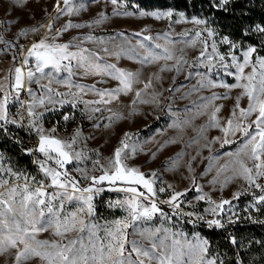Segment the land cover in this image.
<instances>
[{
  "label": "rangeland",
  "instance_id": "rangeland-1",
  "mask_svg": "<svg viewBox=\"0 0 264 264\" xmlns=\"http://www.w3.org/2000/svg\"><path fill=\"white\" fill-rule=\"evenodd\" d=\"M118 3L119 7L113 5L111 0H71L69 5H65L63 0H59L58 10L57 0H0V37H3V41L11 42L9 45L0 41V84L3 85L0 93L7 89L15 90L14 68L23 63V56L31 45L46 36L49 40L55 37L57 43L70 42V51L87 49L86 55H90L94 63L115 65L116 68L136 74L132 90L118 93L117 98L107 104L89 102L100 101L97 90L116 89L120 87L119 81L107 72L97 74L89 72L85 67H78L75 60L72 61L74 74L71 77L64 71L53 73L51 92L41 87L49 83V77L41 78L37 73L34 79H39V83L25 80L24 87L18 93L19 98L13 103L8 102L7 121H0V128L10 127L13 135L32 146L35 169L18 165L0 147V180L7 181L10 187L19 185L18 190H22L27 177L31 190L42 184L49 194L45 197L47 199L52 193L63 190L51 186V178L40 167L42 163L45 167L66 171L69 177L79 182L80 188H86L90 186L91 180L84 176L90 178L103 175L102 167L110 168V162L115 159V150L119 147L123 149L122 163L129 168L139 169L154 182V199L163 213H155L151 219L135 222L134 226L126 230L130 234L129 239L150 246L151 242L140 233L160 229L156 233V243L159 244L161 239L167 237L164 243L169 249L174 239L185 246L188 243L197 244L206 239L197 232L187 233L178 225L173 217L175 203L179 204L176 210L193 219L204 222L219 219L221 224L246 218L249 211L259 204V196L240 206L232 201L247 191L257 189L239 174L238 161H244L250 168L254 162L240 151L244 142L242 134H225L223 131L228 119H236L232 112L236 109L237 97L240 98V108L246 109L249 105L246 90L234 86L248 81L246 78L237 79L239 73L231 60V56L236 55L237 63H242V52L248 47L240 48L229 39L237 45L233 49L229 44L221 42L225 36L214 32L207 22L199 25L193 22L194 18L205 19L181 17L172 9L132 11L125 9L123 1L118 0ZM69 7L78 11L69 13ZM114 10L120 14L114 15ZM141 11H171L173 16L156 19L151 15L141 16ZM125 12L132 15H124ZM100 13H104L106 19L94 24L93 21L99 18ZM68 22L86 26L69 28L57 36V30ZM48 24H52L51 30ZM33 28L38 31H31ZM21 29L25 30L24 35H19ZM206 29H211L213 35L208 36ZM197 31L201 32V36L195 35ZM88 36L92 39H87ZM213 42L216 44V52L212 50ZM165 48L172 59L163 58L166 55ZM201 52H204L203 56ZM150 53L158 54L161 58L144 60ZM220 56L225 58L223 62ZM255 59L253 54V63ZM29 66L34 68V58H29ZM49 71L45 69L46 73ZM251 72V65L245 67L244 76ZM66 81H70L71 86ZM149 81L151 84L146 88L145 84ZM80 86H84L82 90ZM137 91L141 93L139 97L135 95ZM40 98L44 99V104L39 103ZM261 98L264 99V95ZM30 105L35 113L31 117L28 114ZM97 108L100 110L96 111ZM216 108L220 109L216 113L219 127L215 126L212 119ZM236 113L239 117V109H236ZM255 115L245 123L250 124ZM13 120L16 122H9ZM152 123L156 127L145 133L144 129ZM38 128H42L45 135L72 144L71 151L80 153V158H74L65 164L64 169H60L55 159H49L38 151ZM53 129L55 131H51ZM73 137L75 143H72ZM225 139L231 142L225 144ZM124 144L128 147L124 148ZM52 155L55 156L54 153ZM256 183L264 186V178H257ZM127 186L121 182L110 184L107 181L95 186L101 190L92 193L94 213L82 218L86 223L98 225L96 235L101 239L105 238L106 229L112 227L114 221L124 220L131 224L125 208L112 206L130 196L118 190ZM136 187L146 193L142 186ZM160 188L165 191L160 192ZM0 191L4 189L0 188ZM68 191L71 192V189ZM175 192L183 195L173 204L166 203ZM236 193L240 195L237 197ZM101 196L103 198L100 199ZM201 196L204 199H199ZM222 200L231 203L224 205L223 209L217 208L213 213L211 209ZM54 204L59 208V198ZM98 204L102 206L101 209H98ZM81 206L82 201L65 199L61 213L68 215ZM45 214L47 218L46 210ZM81 236L87 244V229L84 233L71 231L57 236L54 229L48 227L47 231L37 233L36 238L67 244L69 240ZM15 251L12 249L0 254V264H14ZM183 259L187 261L188 257ZM205 260L214 258L206 253ZM24 264L41 262L33 259Z\"/></svg>",
  "mask_w": 264,
  "mask_h": 264
},
{
  "label": "snow or ice",
  "instance_id": "snow-or-ice-1",
  "mask_svg": "<svg viewBox=\"0 0 264 264\" xmlns=\"http://www.w3.org/2000/svg\"><path fill=\"white\" fill-rule=\"evenodd\" d=\"M65 5H69L71 0H63ZM113 5L119 7L118 0H111ZM230 3V0H218L216 7L223 8ZM57 8L59 10V0H57ZM78 11V9L68 8V12L72 13ZM114 15L120 14L114 10ZM124 15H132V13L125 12ZM141 16L151 15L156 19L171 18L173 13L168 12H140ZM181 17L184 13H179ZM106 16L104 13L99 14V18L93 21L94 24L101 23ZM195 24H206L205 20L195 19ZM8 23H14V21H8ZM83 24H72L68 22L62 29L57 30V36L62 32L67 31L69 28L85 27ZM51 30L52 24L47 25ZM256 30L260 33H264V27L257 25ZM31 31L36 32L38 29L33 28ZM208 36L213 35L211 29H206ZM25 30L21 29L19 35H24ZM187 33H185L186 35ZM197 37L201 36V32L195 33ZM92 39L91 36L86 37ZM151 39V37H146ZM0 41H3V37H0ZM6 44H11L10 41H3ZM222 43H227L231 48L235 49L236 44L231 43L227 36L223 37ZM71 43H57L55 37L51 40L46 36L40 39L38 42L33 43L27 50V54L23 56V63L14 68V84L13 88L17 94L20 89L24 87L25 80L29 83H39V79H34L39 73L41 78L49 77V83L47 85H41L47 91L51 92L50 87L52 83L51 77L53 73H60L62 71L67 72L69 77L73 73L72 61L77 62L78 67H85L89 72H95L97 74L107 72L108 75L113 76L119 81L120 87L116 89H104L97 90L98 95L101 97L100 101L89 103H110L111 99H116L117 94L120 92H128L132 90L133 82L136 78V74L132 72H126L123 69L116 68L115 65H104L94 63L87 49L80 48L77 51H70ZM143 47V45H141ZM156 47H160L157 45ZM205 47L207 43L205 42ZM213 52H216V44H212ZM106 51V49H105ZM255 47L249 46L246 51L242 52V63H237V56L232 55L231 60L235 64L239 76L237 79L246 78L248 83L241 85H234L242 87L246 90V94L249 97V105L245 108L239 107V97H237L236 109H239V117H237L236 109L233 110L232 116L236 119H228L227 126L223 128L225 134L231 132L235 135L237 132L241 133L244 137L243 147L240 150L254 164L253 167H248L244 161H238L240 164V175L248 181L249 184L254 185L255 188L264 192V186L256 183L257 178H264V99L261 98L264 95V57L257 56L253 63L251 57L256 53ZM166 55L164 59H172L171 54L168 53V49L165 48ZM204 52H201V56ZM29 58L35 59V66H29ZM98 58V57H97ZM161 57L158 54L150 53L149 56L144 57V60H156ZM15 60V57H13ZM211 59V57L209 58ZM224 57L220 56L221 62L224 61ZM67 61V63H65ZM252 67V72L244 76L245 67ZM257 65L259 66V74L257 76ZM45 69L51 71L45 72ZM26 70V71H25ZM71 86L70 81H66ZM211 83V82H210ZM151 82L145 84V87H149ZM81 90L84 86H80ZM94 87V86H93ZM0 90H3V85L0 84ZM31 95V89H29ZM140 92L137 91L135 95L140 96ZM59 95H64L60 93ZM108 97L110 99H105ZM214 98V97H213ZM51 101V97H49ZM9 102V94L7 91L3 99H0V121H7V105ZM64 101H61L63 103ZM40 104H44L43 98L39 99ZM100 109H96L99 111ZM219 108H216L212 113V119L215 122V126L219 127V121L216 120V113L219 112ZM255 119L252 122L245 123L253 114ZM29 116H34L32 106L28 109ZM68 119V117H65ZM15 123L16 121H9ZM2 126V125H0ZM39 145L38 151L44 153L49 159H55L56 164L60 169H64L65 164L70 163L74 158L79 159L80 153H73L71 151L72 144L60 140L52 135L43 134V129L38 128ZM55 131V129L51 130ZM128 134H125L127 138ZM219 139V138H216ZM231 141L225 139L224 143H230ZM72 143H75V137L72 138ZM123 143V141H122ZM124 148L128 145L124 144ZM122 148H116L115 159L110 162V168H103V175L91 176L90 178L85 175V179H90L91 184L89 187L80 188L79 182L74 178L67 175L66 171H58L54 168L45 167L42 163L40 165L42 171L46 176L51 178V186H55L63 191H57L49 194L45 191L44 187L37 186L34 190L29 188L27 183V177H25V184L22 190L19 185L10 187L7 181L0 180V188L4 191H0V254L10 252L15 249L14 264H24V262L38 259L41 264H216L215 260H205V254L208 252V241L202 240L197 244L188 243L186 246L181 244L179 240H173L171 248L164 243V239H161L159 244L156 243V233L160 229L155 231H142L140 235L144 239L150 241V246L144 244L141 241L129 239V233L126 231L130 226H134L135 222L143 219H151L155 213H162V210L158 207V204L154 197L156 196V190L153 187V181L146 178L145 174L137 168H129L121 161ZM31 151V150H29ZM55 154L53 156L52 154ZM226 167V166H225ZM155 176V173L152 174ZM19 179V177H17ZM34 179V178H33ZM109 182L110 184H116L121 182L128 185L127 187L120 188L118 190L124 191L130 194V196L123 201H117L112 206L125 208L130 218L131 224L124 220L114 221V225L106 229V236L101 239L96 235V229L98 225L86 223L82 218L83 216H91L94 213L93 191H100L101 189L95 186L101 182ZM142 186L145 192H141L136 187ZM71 189V192L68 191ZM160 192L165 191L164 188L159 189ZM79 193V195H77ZM183 195L181 192H175L166 203L173 204L178 200V197ZM237 197L239 193L235 194ZM19 197V199H17ZM59 198L60 205L57 208L54 204ZM76 200L82 201V206L76 211L68 215H62L61 209L63 208V201ZM199 199H204L203 196ZM258 203H264V194L257 198ZM214 203V202H213ZM231 202L229 200H222L219 204H216L211 209L213 213L216 209H223L224 205H228ZM176 209L179 208V204L175 203ZM45 210L48 214L46 218ZM209 226L215 225L217 227H223L219 219L208 221ZM47 226V227H46ZM48 227L54 229L55 235L63 236L65 233L71 231H77L84 233L87 229L88 243L83 242V237L69 240L67 244H61L58 242H50L47 240H38L36 238L37 233L47 231ZM166 231V230H165ZM134 234V233H133ZM235 243V240H233ZM188 257L185 261L183 258Z\"/></svg>",
  "mask_w": 264,
  "mask_h": 264
},
{
  "label": "trees",
  "instance_id": "trees-1",
  "mask_svg": "<svg viewBox=\"0 0 264 264\" xmlns=\"http://www.w3.org/2000/svg\"><path fill=\"white\" fill-rule=\"evenodd\" d=\"M120 1L124 2L125 9L132 11L172 9L174 12L184 13L185 17L205 19L207 25L217 34L227 36L240 48L255 47V57L264 56V33L256 30L257 25L264 27V0H230L223 8L215 6L218 0ZM155 127L156 124L152 123L144 132H151ZM12 133L10 127L0 128V147L18 165L34 170L32 146ZM262 193L260 189H253L232 201L239 206L244 205ZM101 207L98 204V209ZM248 214L246 218L222 222L223 227H217L193 219L179 210H173V217L184 231L197 232L208 241L207 254L214 258L216 264H264V203L257 204Z\"/></svg>",
  "mask_w": 264,
  "mask_h": 264
},
{
  "label": "built area",
  "instance_id": "built-area-1",
  "mask_svg": "<svg viewBox=\"0 0 264 264\" xmlns=\"http://www.w3.org/2000/svg\"><path fill=\"white\" fill-rule=\"evenodd\" d=\"M6 91L9 94V102L13 103L19 98V94H17V92L15 90L7 89ZM6 91H2L0 93V99H3Z\"/></svg>",
  "mask_w": 264,
  "mask_h": 264
}]
</instances>
